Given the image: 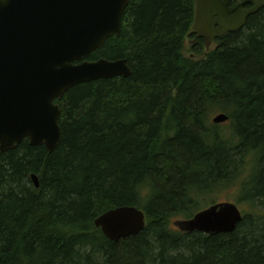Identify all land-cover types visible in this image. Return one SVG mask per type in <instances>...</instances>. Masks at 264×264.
Here are the masks:
<instances>
[{
  "label": "trees",
  "instance_id": "1",
  "mask_svg": "<svg viewBox=\"0 0 264 264\" xmlns=\"http://www.w3.org/2000/svg\"><path fill=\"white\" fill-rule=\"evenodd\" d=\"M195 6L130 0L119 37L87 59L126 60L130 76L68 90L52 152L25 140L0 154V264H264V7L206 51L188 50ZM236 181L234 232L174 227ZM122 207L146 224L114 243L94 221Z\"/></svg>",
  "mask_w": 264,
  "mask_h": 264
},
{
  "label": "water",
  "instance_id": "2",
  "mask_svg": "<svg viewBox=\"0 0 264 264\" xmlns=\"http://www.w3.org/2000/svg\"><path fill=\"white\" fill-rule=\"evenodd\" d=\"M130 0H0V154L23 141L31 147L56 149L61 140L58 120L65 93L83 83L128 78L126 60L96 62L88 57L110 38H118ZM196 0L192 32L205 50L222 36L242 29L264 0ZM253 7L246 10L245 7ZM220 114L214 125L228 122ZM35 188L38 180L32 175ZM242 221L232 203L214 204L192 219L177 221L182 233L229 234ZM145 215L132 207L111 210L94 226L111 241L135 236L145 228Z\"/></svg>",
  "mask_w": 264,
  "mask_h": 264
},
{
  "label": "rangeland",
  "instance_id": "3",
  "mask_svg": "<svg viewBox=\"0 0 264 264\" xmlns=\"http://www.w3.org/2000/svg\"><path fill=\"white\" fill-rule=\"evenodd\" d=\"M215 47V45L211 46L209 50H212ZM190 48H188L189 50ZM195 53L194 51L188 52L189 56H193ZM216 114H210L208 117V122L212 124V119L215 118ZM219 131L221 132L222 136H227L229 134V124H222L219 127ZM240 181H236L232 184H225L223 186H220L216 189H214L212 192H207L201 195V197L198 200V203H200V207L198 208L199 211H203L206 208L214 205V204H220V203H232L236 204L239 198L240 194ZM237 205V204H236ZM238 209L244 213V211H247L245 204H238ZM181 219V218H175Z\"/></svg>",
  "mask_w": 264,
  "mask_h": 264
},
{
  "label": "flooded vegetation",
  "instance_id": "4",
  "mask_svg": "<svg viewBox=\"0 0 264 264\" xmlns=\"http://www.w3.org/2000/svg\"><path fill=\"white\" fill-rule=\"evenodd\" d=\"M243 0H235L232 2L231 4V8L237 6L238 4H240ZM253 6L252 5H249V6H246L245 9L246 10H249L251 9ZM202 41L203 45H204V48H205V43H204V39L203 38H199L198 35L196 34L194 36V38L192 40L189 41V47L191 49V47L197 42V41Z\"/></svg>",
  "mask_w": 264,
  "mask_h": 264
}]
</instances>
